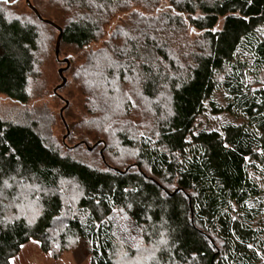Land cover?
<instances>
[{"label":"trees","instance_id":"1","mask_svg":"<svg viewBox=\"0 0 264 264\" xmlns=\"http://www.w3.org/2000/svg\"><path fill=\"white\" fill-rule=\"evenodd\" d=\"M9 1L0 0V94L29 104L35 54L59 35L43 18L54 21L60 52L84 53L76 129L99 142L88 153L105 145L136 163L65 151L45 109L25 123L0 116V264L32 241L55 255L83 242L90 264H264L248 225L264 207L251 175L264 169V0H52L62 23L32 0L42 18ZM207 107L239 122L199 130Z\"/></svg>","mask_w":264,"mask_h":264},{"label":"rangeland","instance_id":"2","mask_svg":"<svg viewBox=\"0 0 264 264\" xmlns=\"http://www.w3.org/2000/svg\"><path fill=\"white\" fill-rule=\"evenodd\" d=\"M9 2H17V10L20 13L30 12V7L27 6L25 0H10ZM32 2L44 11L45 17L62 23L63 14L54 1L32 0ZM127 16L126 12H121L114 16L105 28L106 34L112 32L117 24L123 23ZM260 29L264 34V25ZM57 36L58 32H54V40H50L47 44L45 42L35 54L36 63L29 86L31 95L29 104L24 106L8 98L6 95L0 94V116L10 123H25L29 121L32 110L45 109L48 111L46 112L47 114H44V112L41 113L40 116L47 120V124L51 128L50 133L52 136L48 133L49 138L50 140L54 139V143L65 151L84 156L90 160L98 157L99 152L101 153V150H103L102 156L105 153L112 162L115 159V162L121 160L128 165L136 163L135 153L125 150H114L109 152L107 150L104 152L106 148L105 145H102L95 152L88 153L89 151L87 148L94 146V144L98 143V140L93 136L90 137V140H85L82 132L76 129V124L83 118L85 113L84 106L86 97L83 90L84 88L75 77L74 71L84 62V53L76 50L74 47L62 45L59 56L61 61L59 62L56 59L57 56L54 50ZM101 44L102 42L98 41L94 43L92 47L98 48ZM247 52L245 48L240 49L241 54L247 55ZM65 58H68L70 61L68 69L64 71L67 82L55 93L54 89L62 83L59 69L67 67V62L63 61ZM260 77L264 78V69L260 72ZM66 100L69 103L62 112L64 117L63 120L61 110L66 105ZM215 101L219 106H224L227 103L225 94L223 92H218L215 96ZM64 121L68 125V128ZM233 122H239V119H236L226 112H213L210 107H207L204 113L198 118L197 129L221 130L224 125ZM80 144L82 145L79 146ZM76 148L79 149L75 150ZM111 152H113L111 155H113L114 159L110 155ZM126 166L127 165H122L120 167L124 169ZM251 175L263 192L259 201L264 203V169H259L257 171L253 169ZM236 216L238 217V215ZM248 223L249 222H246L245 224ZM248 225L258 231L261 240L264 242V207L258 217ZM70 246L71 248L62 250L55 255L54 252H44L38 242L32 241L22 249L20 254L15 257L12 262L13 264H90V255L83 242L79 244L74 243ZM127 263L128 260L126 261V264Z\"/></svg>","mask_w":264,"mask_h":264},{"label":"water","instance_id":"3","mask_svg":"<svg viewBox=\"0 0 264 264\" xmlns=\"http://www.w3.org/2000/svg\"><path fill=\"white\" fill-rule=\"evenodd\" d=\"M26 2H27V4H28V6L40 17V18H42V16L40 15V13H39V11H38V9L30 2V0H26ZM43 21L44 22H46L47 24H50V25H52V26H54L58 31H59V35H58V37H57V41H56V56H57V58L59 57V54H60V46H61V40H62V36H63V30H62V27L61 26H59L58 24H56L54 21H52V20H50V19H44L43 18ZM63 61H65V62H67V67H62V68H60L59 69V74H60V76L62 77V83L61 84H59L55 89H54V92L55 93H57L58 92V89H60V88H62L65 84H66V82H67V78L65 77V75H64V71L66 70V69H68V67H69V65H70V61H69V59L68 58H65ZM66 102V105L64 106V108H62V110H61V116H62V118H63V120H64V117H63V114H62V112H63V110L65 109V107H67L68 106V101L66 100L65 101ZM65 122V121H64ZM65 124H66V122H65ZM66 127L68 128V125L66 124ZM99 144V142L98 143H96V144H94V146H92V147H88V149L89 150H92L94 147H96L97 145ZM103 153V150H101V154ZM178 190H176V192H177Z\"/></svg>","mask_w":264,"mask_h":264},{"label":"snow or ice","instance_id":"4","mask_svg":"<svg viewBox=\"0 0 264 264\" xmlns=\"http://www.w3.org/2000/svg\"><path fill=\"white\" fill-rule=\"evenodd\" d=\"M5 2H7V0H5ZM251 2V0H249V3ZM5 186H7V181H5ZM130 206V205H129ZM38 215V212L36 213ZM126 218V217H125ZM35 219V216H33V220ZM33 222L32 220L29 221V223ZM249 247H251V245H249ZM126 255V254H125ZM151 255H149L148 257H144V260H148L151 259ZM137 264H139V262H137Z\"/></svg>","mask_w":264,"mask_h":264}]
</instances>
